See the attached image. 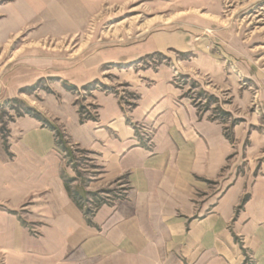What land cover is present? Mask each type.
Here are the masks:
<instances>
[{"label": "crops", "instance_id": "crops-1", "mask_svg": "<svg viewBox=\"0 0 264 264\" xmlns=\"http://www.w3.org/2000/svg\"><path fill=\"white\" fill-rule=\"evenodd\" d=\"M102 62L76 69L71 84L97 79ZM133 87L130 107L94 89L97 118L80 122L75 94L52 85L40 91V118L24 113L7 123L5 145L0 133L1 264H264V173L222 177L234 141L224 124L182 97L167 69L140 72ZM52 127L86 153V183ZM114 184L118 194L94 210L92 198L88 207L82 202Z\"/></svg>", "mask_w": 264, "mask_h": 264}, {"label": "rangeland", "instance_id": "rangeland-1", "mask_svg": "<svg viewBox=\"0 0 264 264\" xmlns=\"http://www.w3.org/2000/svg\"><path fill=\"white\" fill-rule=\"evenodd\" d=\"M169 37L175 47L155 49ZM97 60V79L71 84L76 69ZM160 68L172 74L183 98L224 124L234 141L235 156L222 177L264 173V0H0L3 121L26 111L40 117V91L50 92L52 85L73 87L84 117L95 113L94 89L112 92L130 107L138 97L135 76ZM55 130L86 183V153ZM115 188L104 186L81 200L88 207L92 198L88 208L94 210L95 203L118 194Z\"/></svg>", "mask_w": 264, "mask_h": 264}, {"label": "trees", "instance_id": "trees-1", "mask_svg": "<svg viewBox=\"0 0 264 264\" xmlns=\"http://www.w3.org/2000/svg\"><path fill=\"white\" fill-rule=\"evenodd\" d=\"M90 85H91V84H87V86H85V88H89ZM67 88H68V89H72L73 87L69 86V87H67ZM25 113L30 114V115H32V116H34V117H36V118H40L39 115L36 114V113H32V112H30V111H26ZM78 113H79V117H80V122H83L84 120H96V118H97V116H96V110H95V113H94L93 115H88V116H85V117L81 115V110H80V109L78 110ZM19 115H21V114H19ZM8 122H9V121H3L2 116H0V133H1V135H2V139H3L4 145H5V143H6V136H7V133H8V129H7V123H8ZM52 129L54 130L56 136H58V133H56V130L54 129V127H52ZM225 136H226L229 140H231V138H230L227 134H225ZM63 143H64V141H63L62 139L59 138L58 141H57V144H58L60 147H63ZM81 152H83V151H81ZM68 160H69L68 163L71 164V159H68ZM71 166H73V165H71ZM66 188H67L68 192L70 193L72 199L76 202V204H77L78 206H80V207L82 208V204H81V201H80V197H78L76 194H74L73 192H71V190L69 189V186H68L67 182H66ZM91 195L94 196V195H96V194L91 193ZM247 199H248V194H245V195L242 197V199H241V201H240V204L238 205V207H237L236 210H238L239 208H241L242 204H243ZM99 202H100V201H99ZM99 202L96 203V206L99 205ZM85 214H86V216H87L88 212L86 211ZM88 221H89V220H88Z\"/></svg>", "mask_w": 264, "mask_h": 264}]
</instances>
